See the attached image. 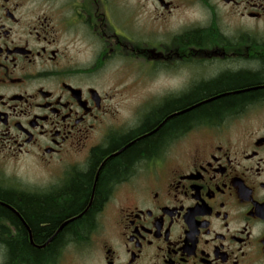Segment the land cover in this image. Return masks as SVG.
<instances>
[{
    "label": "flooded vegetation",
    "instance_id": "1",
    "mask_svg": "<svg viewBox=\"0 0 264 264\" xmlns=\"http://www.w3.org/2000/svg\"><path fill=\"white\" fill-rule=\"evenodd\" d=\"M262 27L264 0H0V170L13 166L0 190L15 197L0 205L17 217L0 220V245L53 241L39 264H264V95L108 167L174 112L139 131L150 116L225 75L258 72ZM114 61L159 83L136 120L113 102ZM84 177L82 231L61 232L73 215L42 236L21 213L22 195L61 196ZM6 257L0 246V264H36Z\"/></svg>",
    "mask_w": 264,
    "mask_h": 264
},
{
    "label": "trees",
    "instance_id": "2",
    "mask_svg": "<svg viewBox=\"0 0 264 264\" xmlns=\"http://www.w3.org/2000/svg\"><path fill=\"white\" fill-rule=\"evenodd\" d=\"M256 44L258 47H264V40L257 39ZM261 81H264V59L258 72L239 76L225 75L215 83L202 85L183 99L166 106L162 114L150 116L139 131L153 127L164 115L174 113L162 122L158 130L156 129L157 131H150L147 136H144L139 144L132 145L125 150H119L116 152L117 154L114 153L115 155L108 163L109 173H116L127 161H132L136 156L150 155L156 150L157 142L168 132L187 126L191 121L194 122L199 118H212L227 111L238 110L246 102L264 95V86H260L247 91L226 92L212 97L219 92L234 90L246 85H256ZM89 184L90 178L84 177L72 184L61 196L36 197L22 195V200L19 203L21 213L42 236L55 232L61 219L73 215H77L76 220L71 219L66 222L60 229L61 232H72L79 228L82 231L90 222L88 216L90 211L84 213L83 216L79 215L89 198ZM0 200L13 204L15 197L12 193L0 190ZM15 202L17 203V201ZM2 219L14 221L17 220V217L9 208L0 205V220ZM43 224L45 225L42 226ZM5 234H9V231L0 223V235L4 236ZM52 244L53 241L47 249L43 250L34 248L26 241L20 243L11 241L0 246H5L6 258L10 260L20 257L23 261H34L39 264L38 261L42 258L39 253L42 256H48L52 252Z\"/></svg>",
    "mask_w": 264,
    "mask_h": 264
},
{
    "label": "rangeland",
    "instance_id": "3",
    "mask_svg": "<svg viewBox=\"0 0 264 264\" xmlns=\"http://www.w3.org/2000/svg\"><path fill=\"white\" fill-rule=\"evenodd\" d=\"M238 33H242V30ZM257 39L264 40V27L259 31H257L256 35ZM140 65V63H138ZM146 68L145 71H151V67H148V63L143 64ZM123 64L120 62L114 61L111 68V74L113 77V93H117L116 98H114V103L116 106L119 104V117L120 119H123L124 121H132L137 119V115L135 113L141 112L144 108H146V104H149L152 102V98L154 94L157 92L159 83L156 82L157 80L149 79L148 74L146 73V76L142 75L140 76L136 70H132L133 68H127L123 70ZM138 67V66H137ZM136 67V68H137ZM140 76V77H138ZM180 76L184 77L180 74ZM117 80V78L119 79ZM162 81H164L163 78H161ZM177 81H180V78L176 79ZM125 82L128 84V89L126 90V93L124 94L123 98L120 96V82ZM175 81V80H174ZM176 81V83H178ZM164 82L162 83V86H164ZM144 103V104H143ZM151 105V104H150ZM149 106V105H148ZM137 111V112H136ZM125 121V122H126ZM13 166L7 165L5 169L0 170V174H6V175H12L13 173ZM19 175H25L23 171H18ZM22 172V173H20ZM33 177V179L36 176L42 177V173H35V174H29ZM26 176V175H25Z\"/></svg>",
    "mask_w": 264,
    "mask_h": 264
},
{
    "label": "water",
    "instance_id": "4",
    "mask_svg": "<svg viewBox=\"0 0 264 264\" xmlns=\"http://www.w3.org/2000/svg\"><path fill=\"white\" fill-rule=\"evenodd\" d=\"M124 148H125V147H124ZM124 148H122L121 150H123ZM121 150H120V151H121ZM115 154H117V153H115ZM115 154H113L112 156H114Z\"/></svg>",
    "mask_w": 264,
    "mask_h": 264
}]
</instances>
